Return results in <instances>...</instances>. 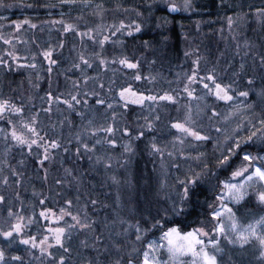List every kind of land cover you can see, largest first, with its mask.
<instances>
[{
    "label": "rangeland",
    "instance_id": "obj_1",
    "mask_svg": "<svg viewBox=\"0 0 264 264\" xmlns=\"http://www.w3.org/2000/svg\"><path fill=\"white\" fill-rule=\"evenodd\" d=\"M4 1L7 2L5 3ZM205 1L191 0V8L185 10L183 8L185 0H174L181 7L182 10L180 11L184 15L191 13L189 10L192 9L193 5H210L209 1L206 3ZM250 1H253V4L258 3L259 6L257 8H249L251 5L241 11L228 15H222V10H214L213 12H216L215 15H218L216 19L218 24L207 31H216L220 34L221 51H218L216 54H202L200 60L206 63L208 72H212L209 70L211 67L212 70L215 69L213 74L216 76L218 83L231 86L230 90L234 98L230 102L219 100L216 104L213 103L215 102L214 100L208 101L206 99L207 101L200 108H196L195 104L189 105L187 115L191 113V119L194 113H199L200 116H203L207 125L209 121L211 122V119L213 120L210 130H208L209 128H203L205 127L204 125H202L203 127H198L190 124V126L195 127L197 130L206 131L204 132L206 135L212 136L209 141L202 144L195 142L188 144L186 135H183L181 132L175 136H179V140L170 141L167 138L169 130L164 125L167 122V116H165L166 108L159 102H145L142 104L145 111L142 112V116L139 118L141 124L137 127L141 131L158 132L160 136L162 134L160 140L158 137L151 136L150 147H148L152 148V144L155 143L160 148L159 152L153 149L155 152L153 153V158L155 159L153 161L165 162L164 165L174 167L175 170L172 178L169 179L168 183H164L163 185L165 187L168 186L170 198L173 197L177 205L180 203L178 193L182 191V188L180 187V183L174 182L176 180L173 177H177L178 170L191 176L199 163L204 165L202 166V172L206 173L210 170L218 171L220 168L226 167L225 165H220L218 160L222 159V153L227 154L226 149L228 147H233V142L237 135L241 138V145L247 142L251 144L250 147L255 145V148H257L261 145V141H264L258 138L260 132L264 131V125L260 123L264 119V79H261L263 84L255 82L249 83L247 86L231 83L235 76V72L232 70H234L233 68L236 69L237 66L232 68L230 60L234 56L236 57L238 53L244 54V52L240 51V48L249 43V36L245 35V30L252 24L264 23V17H261L256 11L257 9H264V0H249L246 2L250 3ZM106 2L107 0H37V2L33 0H0V36L4 37V39H0V60L5 61V63L0 64V100H8L10 105L17 106L19 105L18 102H24L23 98L26 96L25 88L29 90L30 88L33 89L42 80H45V85H48L47 83L50 82V85L56 87V94H54V90L49 91L52 93L54 100L57 101L56 97L61 98L63 101L59 106L56 103L55 107H53L54 101L50 100V102H47L50 103L47 112L52 117L53 115L54 117L56 116L57 119V122H53V124L50 122L51 126L55 128L50 132L56 133V139L55 135H50L49 137L46 136L43 142L47 144L45 148H47L49 160H53L55 155H57L62 167L59 172L61 175L56 173L57 178L53 176L57 180L60 179V183L52 184L51 186L53 192L58 195L57 201L53 199V201H50L48 195H41V190L38 188H34L31 191L32 194L27 196H23L24 194H21V191L19 194L16 193L18 188L25 186V184L22 182H12L11 157L7 145H12L10 143H13L11 142V129L13 125L16 126L17 131H23V124L21 122L24 115H22L23 112L16 113L11 110H6L0 114V129L3 130L0 131V150H2L0 151V190L4 192L1 193V196L5 197L3 201H0V229L7 231L10 226L17 223L18 217L23 218L20 222L24 227L39 223L38 220L41 212L46 214V226L65 229L62 246L54 243L53 234L47 230L41 229V231L38 233L34 232L32 235L23 234L22 237L25 239L35 237L36 247H33L31 243L27 245L30 264H58L60 263L61 256L66 261L72 257L70 253H72V246L76 242L79 226L73 220V217L78 216L79 218V214L82 213V207L78 204V200L81 197L79 191L83 189L80 185L84 182L82 178L84 177V173L81 172V169L87 170L85 164H77L78 160L81 162L90 157L88 158L90 168L96 167L98 171L105 169V176H107L105 181L115 186V192L118 195V185L124 184V180L122 183L120 180L122 178L120 177L121 173H117L118 166H121L120 170L123 171V176L126 177V180L131 175L128 174L130 166L138 163V160L136 161L137 163H135V160L138 159L139 152L136 151L135 153L130 146L132 144V136L127 138L125 133H123L125 127L122 126V113L120 111L123 103L117 96L119 86L124 84L125 81H131L128 83L132 84L139 71L137 70L138 67H136L135 69L138 72L136 71L135 73L133 70L132 74H126L124 78L123 73L127 69V65L120 64L119 60L125 57L131 60L132 55H121L117 44L119 42V35L130 31V28L127 26L131 25L135 27L136 24L140 25L139 23H144L145 19L144 15L134 13V11L136 12L135 9L123 5L125 0H116L108 3L109 5ZM145 2L150 5L154 3L162 6V3L169 2V0H148ZM134 4L136 5L137 2L135 1ZM60 5L66 6L65 8L68 9L67 13L58 11L61 8ZM36 7H39V9ZM40 8L43 9V12L40 11ZM12 10H15L16 14H18L16 18H9ZM229 18L232 20L231 24H229ZM120 21H123L126 27L120 31H116V28L120 26ZM151 21V28L154 29L165 22L164 18L160 17H154ZM17 24H19L18 28L16 27ZM68 25H74L75 27L65 30ZM161 30L164 31L165 28ZM132 33L134 34L135 32ZM105 36H109L110 39L104 41L102 48L100 42L103 41ZM47 50L52 51V59L56 60V64L51 65V72L48 70L49 60L44 56V52ZM95 53H99L106 59L107 66L100 62V59L94 55ZM80 54H84L85 58L91 61L90 66L84 65L80 61ZM161 55L163 54L160 52L157 54L159 58ZM24 62H34V66L26 67L21 64ZM138 63L136 64L138 65ZM77 64L80 67H74ZM262 72H264V69ZM19 74H26V76H20ZM48 74L53 77L51 78ZM85 75L89 77L87 82L84 79ZM77 81L79 83L75 84L74 82ZM207 84L214 90L212 82H207ZM244 91L249 93L247 97L239 95L240 92ZM204 93L207 95V89H205ZM32 94H34V91ZM110 94L115 96L113 100L105 102L102 105L96 104L97 100H104V96L106 97V95ZM72 95L77 96L79 103L73 101V106L70 107L64 101L70 99ZM87 97L94 99V105L89 108L91 109L89 110L91 116H88L89 118L92 117V119L88 121L85 119L86 113L83 112L84 110L81 106L85 103L84 101ZM241 101H243L242 104ZM22 103L19 107H21ZM109 104L112 105L111 109L108 108ZM56 108L57 110H55ZM211 108H215L219 115L213 117ZM234 109L236 110L234 111ZM56 111H59L60 117L55 113ZM113 111L116 112V117H113ZM157 116H159V119H156ZM145 117L152 121L153 128L141 127L147 123ZM174 119L181 122L185 120L181 115H178ZM90 121L91 123H89ZM48 125L49 123L46 126L49 127ZM110 126L114 127V133L104 131V129ZM159 126L162 129L158 128ZM71 127H76V130H78L77 132L75 131L76 134L73 135V138L70 137L72 131H66ZM92 128L100 129V131H90L89 129ZM217 129L221 131L218 132ZM176 131H179V129H176ZM253 132H256L257 135L252 136ZM225 136L231 139L225 140ZM249 136L252 138L247 139ZM109 138L116 139V144L119 147L108 144L107 140ZM52 140H56L60 147H51L50 142ZM89 141H92V143ZM72 142L73 144H71ZM84 144L89 145L87 150L84 149ZM93 145H95V148L92 147ZM13 146L21 147L22 145L14 140ZM77 148L80 149L79 153L76 151ZM243 154H241L242 159ZM258 154H264V151ZM158 155L161 158H156ZM97 157H102V159L97 160ZM210 164H213L214 168L210 167ZM241 166H235L234 170ZM19 168V165H16L18 171L16 175L22 176ZM16 175L14 173V176ZM74 182H78L76 187H74L76 184ZM84 184L87 183L84 182ZM8 186L10 189H8ZM258 188L259 185L249 187L248 194L246 195L250 196L248 198L249 204L240 208L241 214H239L238 209L237 213L234 205L240 203L246 196L239 202L232 201L229 203V207L232 208L240 224L246 225L254 217L258 218L260 215H264V205L260 204L257 200ZM22 191L24 192L25 190ZM132 193V191H126V199H132ZM52 197H55V195ZM69 200L72 201L71 204L67 203ZM47 209H51V212H48ZM61 209L65 210L63 214L61 213ZM9 210H11V215ZM49 213L51 214L48 215ZM68 213H71V215ZM61 215H63V219H54V217H60ZM223 219L225 223L229 222L227 213L224 214ZM192 229L190 228L185 231H191ZM213 233L215 235L212 238L218 240V250L214 252L218 264H231L234 260H239L242 264H261V261L264 260V257L260 255L261 251H264V248L260 247L259 242L254 238L245 244H240L232 242L233 239H237L234 233H229L231 239L229 236L221 235L218 232L213 231ZM2 236L0 234V239ZM44 236H48V241L44 245L47 250L42 252L39 241L43 240ZM160 236L161 234L146 241L145 250H147L149 241H159ZM203 239L207 242L206 238L203 237ZM208 248L210 251L213 250L211 245H208ZM247 249L248 252H246ZM145 250H143V253ZM49 252L52 254L49 255ZM247 253H251V257L248 259H246L248 257ZM153 254L158 257L161 264H193L195 259L190 253L180 255L175 260L170 259L167 249L162 247L157 248ZM141 262L134 263L131 260V264H140Z\"/></svg>",
    "mask_w": 264,
    "mask_h": 264
},
{
    "label": "trees",
    "instance_id": "obj_2",
    "mask_svg": "<svg viewBox=\"0 0 264 264\" xmlns=\"http://www.w3.org/2000/svg\"><path fill=\"white\" fill-rule=\"evenodd\" d=\"M33 1L37 2V0ZM114 1L116 0H107L106 3L109 5L108 3ZM135 1L137 2L136 5L134 4ZM145 1L148 0H125L123 5L143 11L141 14L145 17L165 18V13L161 12L160 4L153 3L150 5L145 4ZM207 1L210 2V5L204 4L201 8H210L212 11L216 9L222 10V15L241 11L251 5L249 8H257L259 6L258 3L253 4V1L247 3L246 1L249 0H206L205 3ZM4 2L6 3L7 1ZM60 7L58 9L59 12L67 13L68 9L65 8L66 6L60 5ZM146 10H149L150 13ZM40 11L43 12V9L40 8ZM134 13L139 14L135 11ZM134 13L132 14L134 15ZM16 15L18 16L16 11L12 10L9 18H16ZM178 20L179 17H176L175 21L179 22ZM161 25L166 26L165 30H167L168 26L166 23L163 22ZM245 35L249 36V39L246 38L249 43L240 48V51L244 52V54L238 53L236 57L234 56L235 58L233 57L230 60L232 68L237 66L236 69L233 68L234 70H232L235 72V76L231 83L234 85L239 84V86H247L249 83L255 82L263 84L261 79H264V72H262L264 69V60H262V57H264V23L252 24L245 30ZM49 83H47V86H50ZM151 134L154 137H158L159 140L162 138V134L160 136L158 132H150L141 137L139 150H137L139 157L135 160V163H138L130 166L128 174L131 175L126 180V177L123 176V171L120 170L121 166H118L117 173H121V183L124 180V184L118 185L120 196L115 192V186L105 181L107 177L105 176V169L98 171L96 167L90 168L86 160L77 161V164L83 163L87 168V170L81 169V172L84 173L83 181L87 184L83 182L80 185L83 189L81 188L82 190L79 191L81 197L78 200V204L82 207V213L79 214V218L88 227L81 228L78 226L76 242L72 246V253H70L72 257L68 261L65 260V264H116L117 261H119V264H127L131 260L134 263L141 262L146 241L159 236L162 228L166 230L167 227L174 225H179L182 231L203 227L209 232V238L214 237L215 234L212 229L215 226L216 219L210 213L211 207H214L217 203L215 196L219 191L217 187L219 181L229 177L235 166L245 163L241 158L243 152L248 151L258 154L264 151V141H261V145L257 148L253 144V147H250L251 144L245 142L240 149L235 151L236 154L230 158V162L225 165L226 167L220 168L218 171L202 172L198 164L194 172L202 173L200 183L195 187L190 198L184 204L183 211L173 214L171 209L174 199L173 197L170 198L168 186L166 185L167 187H165L163 184L169 182L175 169L170 165H164L165 162L153 161L155 160L153 158V153L155 152L153 148H149L152 139ZM156 158L161 157L158 155ZM209 166L213 167V164ZM177 174V177L173 178L176 180L174 182L178 184L184 180L186 173L178 170ZM74 183H76L74 185L76 187L78 182ZM52 184L58 183L45 182L40 185L41 195H48L50 201H57L58 195L53 192ZM125 190L133 192L132 199H126ZM53 195L55 197H52ZM164 209L169 210L167 216L164 215ZM161 217H164V224L153 227L155 221L161 219ZM137 227L142 230L147 229V231L137 232ZM137 236L141 238L138 240ZM204 238L207 239L208 237ZM231 264H242V262L234 260Z\"/></svg>",
    "mask_w": 264,
    "mask_h": 264
},
{
    "label": "flooded vegetation",
    "instance_id": "obj_3",
    "mask_svg": "<svg viewBox=\"0 0 264 264\" xmlns=\"http://www.w3.org/2000/svg\"><path fill=\"white\" fill-rule=\"evenodd\" d=\"M149 4V3H145ZM168 2L162 3L161 6V12L165 13V22L167 27V30H161L162 28L166 29V26L160 25L158 27L151 28L152 27V18L145 17L144 16V23H139L140 27H142V31L135 32L129 35V32H124L119 35V42H118V49L119 53L121 55H132L131 60L134 63H138L137 65V71L135 68H128L125 69L123 75L124 78L126 77V74L133 72V70L139 73L138 75L141 77V79L137 80L134 78L132 84L128 83L131 81H125L124 84L119 86L118 90V98L123 103V107L120 108L121 111V118L123 121L122 126L128 127L131 129L130 133H125V136L129 138L132 136V141L130 144L131 149L137 151V148L139 150V145L141 142V137L138 135V133L141 131V129H138V125L141 124V120L139 119L140 116H142V112L144 110V106L142 104H136L133 102L134 97L130 98L128 100H124L120 96V90L121 88H127L129 85H131V91L132 92H143L145 98L148 96H164V94L167 92L175 97L174 100H167V99H161V100H148L145 99V102H159L161 105H163L166 108V115L167 116V122L164 124L165 128H168L169 133L167 134V138L170 141H174L176 139L177 133L181 132L176 131V129L172 126L175 122L174 118H177L178 115H181V117L188 116V107L190 104H195L196 108H200L203 106L205 101L214 100L216 102L219 101L218 98L215 97L213 94L215 91L212 90V88L209 86L207 89V95H205V88L204 84L201 83L203 80L204 83L212 82L211 80L206 79L208 70L206 68V63L204 61L200 60V56L202 54L208 53H218V51H221V38L220 34L216 31L214 32H207L209 29L213 28L216 24H218V21H216L218 15L216 16V12H213L212 10L201 8V5H193L192 9L189 10V14H182L181 7L179 6L180 10L179 13L176 15L169 14L166 10V5ZM148 13H150L149 10H146ZM136 12L141 14V10L136 9ZM219 13V12H218ZM217 13V14H218ZM142 15V14H141ZM179 17V22L175 21V18ZM140 19V18H137ZM143 19V18H142ZM215 19V21H214ZM151 24V25H150ZM164 26V27H163ZM161 30V31H160ZM162 53L161 57L159 58L157 56L158 53ZM158 57V58H157ZM165 57V58H164ZM197 61L199 62V67H197ZM22 65L26 67H31L34 65V62L32 63H21ZM212 68V67H211ZM209 68L210 71L212 69ZM197 72V77L194 83L190 85V90L194 89V95L189 96L187 92H185V86L189 85L188 76H191L192 72ZM26 76V74H23ZM45 80H42L41 83L38 84V86L33 87L29 89L25 88V94L26 96L23 98V103L18 102L20 104L22 103L21 107L23 106V113L24 115L22 119V124L24 125V122L27 121L28 123H34V126L37 128L39 132V136L42 139H39L37 141V144H34L32 146V149L29 150L27 145H22L21 147H14V139H11L10 143L12 145L8 146V152H10L11 157V171L13 172V175L11 177L12 182H22L25 184V186H21L16 191L17 194L21 191V194H24L23 196L31 195L32 190L35 188H38L41 190L40 185H42L45 182H57L60 183V179H55L56 173L61 175L59 173L61 171V163L60 159L55 155V158L53 160H46L43 161V164L41 161L43 160V157L45 154V146L43 142L46 139V136L55 135L56 139V133H51L50 131H53L55 128L51 126L50 122H57L56 116L53 117L49 115L47 110H49L48 106L50 103H47L50 100L54 101V106H56V103H58V106L60 105L62 101L61 98H56L54 100L53 95L48 96L47 93L49 91L54 90V94H56L57 90L54 86H47L45 85ZM34 91V94L33 91ZM108 94V93H107ZM203 96V99H197L196 97ZM46 98V99H45ZM53 98V99H51ZM115 98L114 95H106L104 96L105 102H108L110 100H113ZM207 99V100H206ZM18 100V99H17ZM46 101V102H45ZM98 101V100H97ZM96 104L98 105L99 103ZM221 101V100H220ZM85 103L82 104L83 112H85V119L86 121L92 119L88 116H91L89 114V109L91 106L94 105V99L92 97H87L84 101ZM125 103L128 105L127 108L124 107ZM10 105V103H9ZM100 105V104H99ZM8 106H6L7 108ZM57 110V108L55 109ZM183 110V111H182ZM60 117L59 111L55 112ZM82 113V112H81ZM33 117H35V121H33ZM59 120V119H58ZM193 121H195L196 126L198 127H205L203 128H209L211 129V124L213 123L212 119L211 122H208V125L205 123V120L203 119V116H200L199 113H194ZM84 122V121H82ZM49 123V127L46 125ZM54 128V129H53ZM77 128L71 127L70 129H67L66 131L70 130L72 133H70V137L73 138V135H75V131ZM12 130V129H11ZM23 133L26 136H29L31 139H37L35 136H32L30 131L23 126L22 129ZM65 130V129H63ZM56 131V130H55ZM144 134H149L152 131H143ZM206 132V131H204ZM152 136V134L150 135ZM209 136L212 138V136ZM186 139L188 141V144L190 142L195 143H205L207 141H200L196 140L194 137L190 135H186ZM185 140V139H184ZM92 143V141H89ZM43 143V144H41ZM73 144V142L71 143ZM42 145V146H41ZM117 147L118 145L115 144L114 147ZM121 146V142H120ZM119 147V146H118ZM2 151V150H0ZM48 152V151H47ZM50 155V154H49ZM3 157V155H2ZM77 158V157H76ZM87 157L86 161L88 162ZM76 161V159H74ZM66 163V162H64ZM16 165H19V171L21 172L22 176H17L18 173L16 169ZM89 165V164H88ZM201 163H199V167L202 168ZM90 167V165H89ZM14 173L16 176H14ZM55 176V177H53ZM21 177V178H19ZM57 178V177H56ZM60 178V177H59ZM14 185V184H11ZM1 189V188H0ZM8 189L9 186H8ZM22 190H25L24 192ZM1 193H4L0 190V196ZM250 196H246L245 199H243L240 203H237L234 205L235 210H239V214H241L242 206L248 205L249 201L248 198ZM238 213V211H237ZM49 213L48 215H50ZM41 215V214H40ZM39 215V216H40ZM47 220L46 214L41 215L38 222L36 224H32L29 227H24L21 233H14L13 237L7 238L2 236L0 239V248H2L5 252L4 260L3 262H0V264H30V256L29 251L27 248L28 244L23 243V240L25 239L22 237L23 234L32 235L34 232H39L41 229L47 230L50 232V229L54 228L52 226H46L45 221ZM26 236V235H25ZM15 238V239H13ZM29 247V246H28ZM246 247V246H245ZM248 252V249L246 250ZM251 253H247L246 259L250 258ZM239 261V260H237ZM58 264H61L58 263Z\"/></svg>",
    "mask_w": 264,
    "mask_h": 264
},
{
    "label": "snow or ice",
    "instance_id": "obj_4",
    "mask_svg": "<svg viewBox=\"0 0 264 264\" xmlns=\"http://www.w3.org/2000/svg\"><path fill=\"white\" fill-rule=\"evenodd\" d=\"M168 7L173 11H178V6L174 2V0H169ZM183 8L185 10H188L191 8V0H185ZM257 13L264 17V9H257ZM232 23L231 18H229V24ZM135 24V22H133ZM16 27H19V24L16 25ZM34 27V25H33ZM75 27L74 25H68L67 29L69 30ZM125 24L123 21H120V26L116 28V31H120L122 28H125ZM130 28L129 35L132 34V32H139L141 30L140 25L136 24L135 27H132L131 25L127 26ZM0 39H4L3 36H0ZM95 39V37H93ZM109 36H105L103 38V41H101V47L103 48L104 41L109 40ZM11 55V53H9ZM98 59H100V62L107 66V61L104 57H102L99 53L94 54ZM45 58L49 60V72L52 71L51 65L56 64V60L52 59V51L47 50L44 52ZM80 61L84 63L86 66L91 65V61L86 59L84 54H80L79 57ZM262 60H264V57H262ZM5 63L4 60H0V64ZM120 64L127 65L128 68H136L137 64L134 63L132 60L125 58H122L119 60ZM34 66V65H33ZM74 67H80L79 64L74 65ZM197 67H199V62L197 61ZM243 67V65H242ZM215 69L212 70V72H209L207 74L206 79L211 80L215 91L214 95L216 98H218L221 101H233V95L231 93V86L230 85H223L221 83L217 82L216 76L213 74ZM83 72V69H82ZM197 77V72L193 71L191 76H188L189 85L185 86V92L189 96H193L195 90H190V85L195 82ZM85 82L89 79L86 75L84 76ZM136 79L139 80L141 77L139 75L136 76ZM75 84H78L79 82H74ZM202 84H204V88L208 89L209 85L207 83H204V81H201ZM94 94V93H92ZM248 92H240L239 95L243 97L248 96ZM48 96H51L52 93H47ZM120 96L124 100H128L130 98L134 97L133 102L136 104H143L145 99L148 100H161V99H167V100H174L175 97L169 93H165L164 96H148L145 98L143 92H132L131 91V85H129L127 88H121L120 90ZM197 99H203L204 97H196ZM58 99V98H57ZM75 101L79 103V100L77 99V96L72 95L70 96V99L65 100V104H69L70 107L73 106L72 102ZM97 103L104 104L105 100L101 99L98 100ZM243 101H241V104ZM6 106H9L8 100H0V114L5 112L6 110H11L16 113H22L23 108L15 105H10L9 108H6ZM125 108L128 107V105L125 103ZM108 108L111 109L112 105L109 104ZM236 109H234L235 111ZM211 111L213 113V117L219 115V113L216 111L215 108H211ZM113 117H116V112L113 111L112 113ZM147 123L145 125H142L141 127H147V128H153L154 125L151 120H149L147 117H145ZM156 119H159V116L156 117ZM211 119V118H210ZM33 121H35V117H33ZM11 122V121H9ZM91 123V121L89 122ZM261 125H264V119L260 121ZM195 124V121L191 119V113H189L188 116L185 117L184 122H181L179 120L175 121L173 123V127L176 129H179L183 135H190L194 137L196 140L200 141H207L209 140V136L204 133L203 130H197L195 127L190 126ZM24 127H26L32 136H35L37 139H31L29 136H26L23 132L17 131L16 126L13 125L11 130V136L12 139H14L18 144L20 145H27L29 150L32 149V146L34 144H37V141L39 139H42L39 136V132L37 128L34 126V123H28L27 121L24 122ZM239 127V125H237ZM90 131H100V129H89ZM0 131H3L0 129ZM107 133H114L115 129L114 127L110 126L104 129ZM217 131H221L220 129H217ZM123 132L130 133L131 129L128 127H125L123 129ZM138 135L143 136L144 132L140 131ZM257 133L253 132L252 136H256ZM252 137L249 136L247 139H251ZM261 140H264V131L260 132V136L258 137ZM79 139V137H77ZM176 139H180L179 136L176 137ZM231 139L228 136H225V140ZM99 143V141H97ZM108 144L115 145L117 143L116 139L109 138L107 140ZM42 146V145H41ZM50 146L53 148H58L60 145L57 143L56 140H52L50 142ZM84 149L87 150L89 148L88 144L83 145ZM95 148V145L92 146ZM241 147V138L237 135L235 137V140L233 142V147H228L226 149L227 154L222 153V159L218 160V163L222 166L226 165L230 158L236 154L235 150L240 149ZM152 148L159 152L160 148L157 144L153 143ZM130 150V149H129ZM67 151V149H65ZM76 151L79 153L80 149L77 148ZM45 153H47V148H45ZM49 159V156L47 154L44 155L43 160L41 163L43 164V161H46ZM102 159V157H97V160ZM243 161L246 163H243L241 167L236 168L231 172V175L227 177L226 179L220 180L217 187L219 188V191L216 193V201L214 207H211V213L210 215L214 218H216V226L212 229L214 232H218L221 235L229 236L231 239V236L229 233H234L237 237V239H233V243H240L245 244L252 240L253 238L259 242V246L264 248V215H260L258 218H253L251 222L248 224H240L238 219L236 218L235 214L232 211V208L229 207V203L232 201L239 202L242 200L247 194L248 189L252 185H259L258 191H257V200L260 204L264 205V154H253L251 152L245 151L243 154ZM207 167V165H205ZM200 177L201 173H192L191 176L185 175L184 180L180 181V187L182 188V191L178 193L180 204L177 206L176 202H173L172 205V212L175 214L176 212H182L184 204L188 201L190 198V195L194 191L195 187L200 183ZM7 182V181H5ZM222 185V186H220ZM5 199L4 196H0V201H3ZM43 203V201H41ZM68 204H71L72 201L69 200L67 202ZM95 203V202H93ZM48 212H51V209H47ZM64 209H61V213H64ZM164 215H168V209H164ZM10 215L11 210H9ZM228 214V223L224 222L223 216L224 214ZM71 215V213H68ZM41 215H45L44 212H41ZM23 218L18 217L17 223L15 225H12L9 227L7 231H4L0 229V234H2L4 237L11 238L13 237L14 233H21L23 230V225L20 222ZM54 219H63V215L60 217H54ZM73 220L79 224L81 228H86L88 225L82 223L80 219L77 217H73ZM164 224V217H161V219L156 220L153 224V227H157ZM147 231V229H140L137 227V232H143ZM50 232L53 234L54 243L57 245H61L63 243V236L65 233L64 228H52L50 229ZM209 237V232L206 231L203 227L201 228H193L191 231H182L179 225H174L172 227H167L166 230L163 228L161 229V236L159 238V241L151 240L149 241L147 245V250L143 253V261L142 264H161L158 257L155 256L153 253L156 251L157 248H166L170 259H177L180 255H183L185 253H190L195 259L193 261V264H218L217 257L214 254L216 250H218V240L216 238H208L207 242L205 239L201 237ZM99 238V237H98ZM141 237L137 236V239L139 240ZM46 241H48V236H44L43 240L39 241L41 245V251H46L47 248L44 247ZM23 243L29 244L31 243L33 247H36L35 237H30L28 239H24ZM208 245H211L213 250L210 251L208 248ZM50 246V245H49ZM150 250V251H149ZM52 253L49 252V255ZM5 252L2 248H0V262H3L4 260ZM260 255L264 257V251H261ZM65 258L63 256L60 257L61 264H64ZM116 264H119V261L116 262ZM129 264H131V261H129ZM261 264H264V260L261 261Z\"/></svg>",
    "mask_w": 264,
    "mask_h": 264
},
{
    "label": "water",
    "instance_id": "obj_5",
    "mask_svg": "<svg viewBox=\"0 0 264 264\" xmlns=\"http://www.w3.org/2000/svg\"><path fill=\"white\" fill-rule=\"evenodd\" d=\"M177 6H178V5H177ZM166 10H167V12H168L169 14L176 15V14L179 13L180 8H179V6H178V11L173 12V11L168 7V4H167V5H166Z\"/></svg>",
    "mask_w": 264,
    "mask_h": 264
},
{
    "label": "crops",
    "instance_id": "obj_6",
    "mask_svg": "<svg viewBox=\"0 0 264 264\" xmlns=\"http://www.w3.org/2000/svg\"><path fill=\"white\" fill-rule=\"evenodd\" d=\"M140 264H142V262Z\"/></svg>",
    "mask_w": 264,
    "mask_h": 264
}]
</instances>
